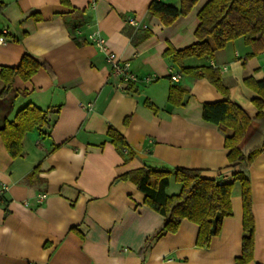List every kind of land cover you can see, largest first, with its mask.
Listing matches in <instances>:
<instances>
[{
    "label": "crops",
    "instance_id": "obj_1",
    "mask_svg": "<svg viewBox=\"0 0 264 264\" xmlns=\"http://www.w3.org/2000/svg\"><path fill=\"white\" fill-rule=\"evenodd\" d=\"M152 1L0 0L6 4L0 12V71L17 67L26 52L45 66L27 81L16 77L0 96V130L27 105L47 113V125L23 138L19 157L9 156L0 137V264H235L240 256L238 185L230 198L232 216L200 248L198 228L186 220L148 246L163 216L144 204L133 182L115 181L143 167L193 169L207 179L232 180L224 135L201 116L203 104L223 96L207 80L182 75L163 54L196 41L197 15L209 0H198L170 26L149 13ZM95 30L130 63L137 81L124 84L111 76L106 57L88 39ZM251 53L237 39L213 59L189 58L183 66L218 69L229 100L253 119L257 95L244 80L264 79V52ZM3 86L0 80V92ZM173 86L186 91L178 107L167 100ZM109 128L128 149L110 142ZM247 173L255 220L250 264H264V154ZM170 185L180 189L173 176Z\"/></svg>",
    "mask_w": 264,
    "mask_h": 264
},
{
    "label": "trees",
    "instance_id": "obj_2",
    "mask_svg": "<svg viewBox=\"0 0 264 264\" xmlns=\"http://www.w3.org/2000/svg\"><path fill=\"white\" fill-rule=\"evenodd\" d=\"M197 1L180 0L179 7H174L161 0H153L149 13L164 26H170L180 16L187 15ZM5 7L6 4L0 2V12ZM197 19L198 25L194 31L196 41L181 50L167 48L163 54L172 58L182 75L207 80L223 96L221 101L203 104L201 116L203 120L216 125L224 135L223 147L228 151L232 180L227 182L222 176L216 180L207 179L199 170L193 169L175 168L169 171L143 167L115 181L124 179L133 182L144 195V204L163 216L161 226L148 238V246L166 233H175L181 222L186 220L197 226L195 245L200 248L208 247L211 239L219 234L222 221L232 216L230 198L234 185H238L243 214L241 254L235 264H250L253 261L255 220L247 172L253 161L264 154V79L244 80L245 85L257 95L252 101L257 113L250 119L237 104L229 100L228 89L218 69L212 66L185 67L183 61L189 58L211 60L217 51L237 39H242L253 49L249 57L264 52V0H209L199 10ZM44 67L29 53H24L17 67L1 69L0 80L4 88L0 96L7 93L16 77L27 81ZM185 93V89L173 86L169 89L167 100L172 106H181ZM46 125L47 113L35 106L27 105L18 111L13 120L0 130L9 156L12 159L19 157L21 142L27 133ZM107 137L119 149H128L125 139L113 128H109ZM38 171V166L34 167L28 177L35 176ZM171 176L180 189L178 193L168 195L166 189Z\"/></svg>",
    "mask_w": 264,
    "mask_h": 264
},
{
    "label": "built area",
    "instance_id": "obj_3",
    "mask_svg": "<svg viewBox=\"0 0 264 264\" xmlns=\"http://www.w3.org/2000/svg\"><path fill=\"white\" fill-rule=\"evenodd\" d=\"M97 0H91L92 4H94ZM88 39L92 44L99 50V52L103 53L106 57V61L109 63L111 67V76L118 78L119 82L124 84H130L137 81V77L130 70V63L128 61H122L119 57L111 52L107 46L106 40L100 34L98 30L93 31ZM5 42L4 37H0V44ZM172 81L178 80L177 74H172L170 76ZM44 196H40L39 200L41 201Z\"/></svg>",
    "mask_w": 264,
    "mask_h": 264
},
{
    "label": "rangeland",
    "instance_id": "obj_4",
    "mask_svg": "<svg viewBox=\"0 0 264 264\" xmlns=\"http://www.w3.org/2000/svg\"><path fill=\"white\" fill-rule=\"evenodd\" d=\"M173 189V190H172ZM167 191H168V193L169 194H172V193H174V194H176L177 192H175L176 191V189L173 187V185H170V187L167 189Z\"/></svg>",
    "mask_w": 264,
    "mask_h": 264
}]
</instances>
